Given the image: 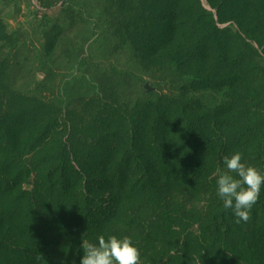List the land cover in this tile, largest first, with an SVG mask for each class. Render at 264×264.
Here are the masks:
<instances>
[{"label":"rangeland","instance_id":"1","mask_svg":"<svg viewBox=\"0 0 264 264\" xmlns=\"http://www.w3.org/2000/svg\"><path fill=\"white\" fill-rule=\"evenodd\" d=\"M159 1L163 0H0V172L19 182L17 191L0 182V242L13 245L10 250L31 244L26 254L41 264H79L83 239L95 242L100 235L116 234L138 245L140 264H175V259L176 264H264V216L257 203L247 222L237 224L231 215L212 225L214 207L222 201L217 200L215 179L209 177L222 168L219 157L212 167L207 164L209 177L202 186L131 194L133 199L117 209L115 218L97 222L98 229L72 231L81 211L73 204L80 201L78 191L67 205L66 193L59 196L49 189L47 176L59 156L68 164L75 157L81 162L104 156L107 139L101 137L105 134L100 126L114 127L106 138L127 144L131 130L146 122L148 114L172 110L169 102L181 105L177 119L188 112L206 124L231 96L233 90L226 85L205 88L193 82L200 72L224 78L230 70L218 68L220 55L206 67L157 66L173 59V48L164 56L149 40L131 35L139 25L137 14L145 19L150 13L162 15L159 10L150 12ZM139 2L145 8L137 11ZM261 7L183 0L177 21L188 16L189 27L199 32L189 33L187 40L179 31L181 51L202 34L208 44L217 37L229 52L224 66L234 52L241 64L255 71L247 93L256 96L264 77L263 47L253 39V31L263 29L258 24ZM181 56L186 61V54ZM125 111L132 123L122 125L119 117ZM252 113L264 125V107ZM250 157L244 156L245 161L264 172V161L256 163ZM25 199L38 204L43 214V246L32 244L37 218L27 212ZM102 201L103 209L110 206ZM12 264L21 262L14 257Z\"/></svg>","mask_w":264,"mask_h":264},{"label":"trees","instance_id":"2","mask_svg":"<svg viewBox=\"0 0 264 264\" xmlns=\"http://www.w3.org/2000/svg\"><path fill=\"white\" fill-rule=\"evenodd\" d=\"M182 1L163 0L159 1V7L153 5L150 12L155 13L156 10L162 12L158 18L152 13L147 15L146 19L137 14L139 25H135L131 35L149 40L164 56L170 55L169 50L173 48L171 50L175 53L173 59L156 63L157 66L177 64L179 69H182L187 64H193L196 68L206 67L213 62L211 59L214 55H220L219 61L222 67L219 65L218 68L227 67L230 70L227 75L221 79L217 74L214 76L213 72L207 75L200 72L197 75L198 80L193 82L205 88L226 85L233 92L226 104L219 106L215 115H211L212 120L206 121V124H201V120L188 112H184L181 119H177L176 108L181 105L169 102L168 107L174 108L166 113L162 111L158 116L148 114L146 122L136 125L131 130L127 144L121 141L113 143V140L106 138V135L109 134L107 130L114 127L100 126L99 132L103 131L105 134L101 137L103 140L107 139L105 141L107 144H103L106 151L102 157H95L92 161L83 158L81 162L80 157H75V163L68 164L63 156H59L55 162L54 171L50 172L47 178H49L50 190L59 193V196L63 192L66 193L67 205L72 204L78 191L80 201L73 204L80 206L81 211L77 213L76 220L79 221L78 224L76 222L77 226H72V231L77 227L98 229L97 222L100 220L109 222L115 218L117 209L119 210L123 204L133 199L131 194L140 192L146 194L160 187L168 188L167 193H173L183 185L202 186L205 178L209 177L206 171L207 164L209 163L212 167L216 164L217 157L221 162L225 155H230L231 151H240L245 157L251 156V161L256 163L264 161V125L252 113L254 108L264 107V77L256 96L247 93L249 82L255 71L249 68L247 63L241 64L238 55L234 52L229 64L224 66L222 61L227 63L226 54L229 52L222 47L217 37L208 44L207 36L202 34L196 44L193 43L188 49L184 48V51H181L183 44L179 31H184L186 36L192 32H199L198 29L189 27L188 16L180 17V21H177ZM228 2H233L240 7L243 4L253 8H256L258 3L262 4L263 7L258 12V24L262 25L263 29L253 31L255 34L253 39L263 47L264 54V0H228ZM140 3L143 4L139 2L137 11L145 8L140 7ZM166 19L169 21H165ZM241 29L245 30L244 35H247L248 39H252L250 31L244 27ZM184 39L189 38L187 36ZM184 53L186 61L181 58ZM192 112L196 111L192 110ZM128 121L131 122V119L127 117L126 111L121 112L119 122L124 125ZM208 122H214V124L209 125ZM2 180L11 190H18L19 182L16 178L12 179L9 175L0 172V182ZM38 186L37 191L40 193L42 188L40 189L39 183H37ZM213 197L216 198V196ZM102 200H107L110 206L103 209ZM23 202H27V212L37 218V221L33 223L37 232L32 244L43 246L41 243L45 237L44 229L47 227L43 221V214L38 204L30 199H25ZM257 204L264 216L263 196H260ZM214 208L213 226L232 215L230 211L223 208L222 203H218ZM0 229H2L1 223ZM30 245L21 244L17 251H13L10 250L14 248L13 245L0 242V264H12L14 257L21 264H41L39 259L26 254L30 250L28 247ZM3 253L6 255L4 256ZM176 262L179 261L175 259L174 263Z\"/></svg>","mask_w":264,"mask_h":264},{"label":"clouds","instance_id":"3","mask_svg":"<svg viewBox=\"0 0 264 264\" xmlns=\"http://www.w3.org/2000/svg\"><path fill=\"white\" fill-rule=\"evenodd\" d=\"M222 165L209 177L215 179L216 196L237 224L247 222L264 190V172L248 164L240 151L225 155ZM81 247L79 264H140V249L129 236L100 235L95 242L83 239Z\"/></svg>","mask_w":264,"mask_h":264},{"label":"water","instance_id":"4","mask_svg":"<svg viewBox=\"0 0 264 264\" xmlns=\"http://www.w3.org/2000/svg\"><path fill=\"white\" fill-rule=\"evenodd\" d=\"M146 89H147L148 92L153 91V88H151L149 85H146Z\"/></svg>","mask_w":264,"mask_h":264}]
</instances>
